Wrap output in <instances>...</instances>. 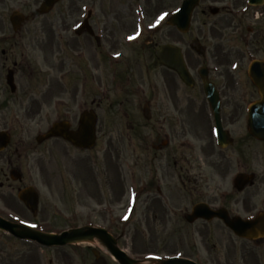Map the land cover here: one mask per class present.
Instances as JSON below:
<instances>
[{
	"label": "flooded vegetation",
	"instance_id": "af4514ba",
	"mask_svg": "<svg viewBox=\"0 0 264 264\" xmlns=\"http://www.w3.org/2000/svg\"><path fill=\"white\" fill-rule=\"evenodd\" d=\"M1 1L0 132H5L9 141L0 152V161L5 160L8 176L12 171H22L19 164H13V157L24 154L26 158L25 152L36 148L32 142L15 140L18 125L34 123L33 108L19 111V78L28 83L32 78V84L41 83L40 87H44L41 76L57 65L58 122H68L72 131L77 128L81 112L95 113L96 144L100 116L97 111L105 108L103 126L123 127L131 153H137V184L128 182L129 173L134 174L132 167L119 173L121 187L115 191L116 199L108 188H113L108 174L104 177L106 184L100 188L98 174L91 168L96 187L93 202L102 208L94 217L97 224L89 226L105 229L117 243L135 233L145 238L159 232L165 237L168 231L171 237H178L175 245L183 237L190 241L192 253L178 256L176 252H160L159 256L145 252L137 254L143 257L135 260L138 264H163L178 257L195 264H221L223 260L224 264H232L226 250L224 256L214 253L215 257H210V236L219 242L227 237L236 244L233 247L237 250H232L236 264H264V140L248 132V110L260 102V97L247 74L251 63L264 58V3L250 6L249 0H199L187 32L181 33L167 24L181 0H112L110 6L101 3L106 0H73L74 6L59 9L54 18L57 23H45L57 29L55 51L52 41L48 43L41 37L43 22H34L50 19V14L29 12V21L23 23L20 31L14 33L10 28L5 34ZM30 23L35 29L31 34L27 32L29 38L25 39L22 28ZM53 27L48 30L54 31ZM163 46L171 47L175 57L180 52L192 78L191 87L184 86L176 72L157 59L155 54ZM42 47H50V54H44ZM9 72L10 82L6 80ZM203 73L218 94V132L203 89ZM65 76H69L66 84L73 83L69 97H65L67 92L61 87ZM49 90L48 83L41 95ZM30 91L25 93L28 103L40 109L41 95ZM75 104L84 110L72 112ZM57 140L74 149L61 137ZM109 143L106 153L117 157L119 152ZM194 163H198L200 171L206 166L211 177L201 181L200 172L193 171ZM243 175L250 178L244 182L242 177L243 182L235 183ZM4 184L9 188L14 182L4 177ZM128 195L137 198L139 229L130 228L116 213L109 212L115 201L119 203L121 197ZM217 214L235 222H254L259 215L261 219L247 228L253 237L248 240L232 233ZM210 216L214 218L207 219ZM189 218L194 219L186 221ZM166 249L165 246L162 250ZM121 251L137 256L134 250ZM81 253L79 264H121L109 250L87 249ZM144 254L158 258L151 263ZM61 256L66 264L69 256L65 250Z\"/></svg>",
	"mask_w": 264,
	"mask_h": 264
},
{
	"label": "rangeland",
	"instance_id": "374dc122",
	"mask_svg": "<svg viewBox=\"0 0 264 264\" xmlns=\"http://www.w3.org/2000/svg\"><path fill=\"white\" fill-rule=\"evenodd\" d=\"M111 1L112 0H106L101 3L104 6H110L111 3L109 2ZM40 2L41 0H2L1 23L4 33L8 34L10 32L7 19L12 11L19 10L24 14L35 12ZM72 6H74L73 0H62V2H59L52 10L50 17H48L50 19L41 18L34 21L38 23L43 22L45 30H40V32L43 33L41 37L47 39L48 43L52 41L55 51L57 29L51 26V24L46 25L45 23H57V20H54V18L58 17L59 9ZM50 27H53L55 30L49 31L48 28ZM38 28H40V26H38ZM34 29L35 27L32 26L31 23L26 24L24 28H22V37L25 39L29 38L28 35L31 34ZM27 32L30 33L27 35ZM52 33L53 39H51ZM42 49L44 54H50V47H42ZM49 65H51V63ZM57 72V65H55L51 72L47 71L44 76H41L40 79H45L43 83L44 87H40L42 85L41 83L32 84L34 82L32 78H29L30 83L25 82V79L19 78L17 87L19 111L22 112V109L25 107L29 109L33 108L34 114L32 113V115L34 123L18 125L15 140H17L18 143L20 140L26 143L32 142L33 146L36 148L32 152H25V156L27 155L26 158L24 154L19 158L13 157V164H19L21 167L23 180L20 184H13L12 187L6 188L7 186L4 184V177L8 178L7 164L4 159L0 161V182H2L3 185V187L0 188V216L22 226L34 225L38 228L58 234L71 227H83L97 224L94 217L102 207H96V204L93 202L96 187L94 185L95 176L92 175L91 168L94 174H98L96 180L100 188H103L106 184L104 177L108 174V179H111L109 185L113 187L110 188L109 186L108 188L113 199H116L115 191L117 192L121 187L117 178L119 176L118 174L126 173L127 169L130 170L129 168L132 167L133 169H131V171L134 174L129 173L133 178L130 177V182L136 185L138 171L136 165L137 153L134 155L131 153L124 128L121 126H114V128L112 126H103L101 118H103L104 115L106 118L107 112L105 108H100V110L97 111V113L100 114L98 118V138L95 147L91 151L78 152L72 148H68L63 143L60 144L58 140H50L43 143L41 146L35 145L34 138L39 133H43L58 119L59 90L56 81L58 77ZM67 78H69V76H65L64 79H61V87H64L63 92H67L65 97H69L68 93L70 92V87L73 86V83L66 84ZM48 83L50 87L48 94L41 95V93L46 92ZM29 90H31V93H36L38 96L41 95L42 99L40 102H42V104L40 109L28 103L29 100L25 97V93H29ZM76 105L77 104H75L74 108H71L72 112H78L79 109ZM102 107H105V105L102 104ZM62 110L63 107L61 105L60 112H62ZM109 142L113 144L112 149L115 147L117 153L119 152L117 157L116 154H114L113 157H109L108 153H106V148L111 146ZM112 149L110 151H113ZM130 155H132V157H130ZM197 155H194L193 158H197ZM178 158L181 159L182 156H178ZM197 164L198 163H194L193 171L195 174L200 172L198 175L202 181L204 178H207V176H210V174L207 168H205L206 166L203 167V171L197 170ZM118 168H120V170ZM3 174H5V176H3ZM27 184L33 186L39 195L38 213L34 219L16 198L17 189ZM125 198L126 196L122 197L120 200L123 201ZM114 203L115 205L110 208L113 212L116 211L118 213L119 206L116 201ZM125 207L127 208L126 205ZM121 212L124 213L125 211L122 210ZM119 216H121V213ZM137 216L138 202H136L134 208H132L130 216L128 217V222L125 224L129 225L130 228L135 226L136 229H139ZM166 234L167 236L164 237L163 234L161 235L158 232L156 235L152 233L150 237L145 236V238H142L135 233L134 235L127 236L125 239L119 240L118 247L120 246L123 250H134L133 252L136 255H141V253L145 252L148 254L156 252L159 256H161L160 252L167 254L176 252V255H185L193 252L192 249L189 250L191 244L187 237H180L182 241H180L181 239L177 240V245H175L173 242L178 237H171L169 231ZM88 244L91 245V243ZM88 244L82 243L73 246L67 245L59 248L45 249L31 242L15 240L8 234L0 232V264H64L63 262L65 261L62 259L65 258L61 256V250H66L68 254L70 250H77L75 252L76 254L72 252L68 255L69 260H66V264H77L78 256L82 250L88 249V247H86ZM231 244L232 243L227 237L222 238L219 242L215 237L213 238L210 236L207 243L210 257H215V254L221 255V253L226 250L229 252V256L231 255L229 259L234 261L232 264H236L235 256H232V250H237L234 248L236 244ZM165 246L167 249L162 250ZM92 247H94L93 244ZM144 255L146 258L147 255ZM162 256V258L165 257L164 255ZM135 257L140 259L143 258L138 255ZM149 258L154 261L153 259L158 257H152L151 255ZM224 261L225 260L221 261V264H224ZM248 264L251 263L249 262Z\"/></svg>",
	"mask_w": 264,
	"mask_h": 264
},
{
	"label": "water",
	"instance_id": "95a60500",
	"mask_svg": "<svg viewBox=\"0 0 264 264\" xmlns=\"http://www.w3.org/2000/svg\"><path fill=\"white\" fill-rule=\"evenodd\" d=\"M58 0H44L41 8L40 13H47L52 6L57 2ZM196 0H185L182 9L178 12V15L174 17L170 23L177 22L178 29L182 32H184L188 27L189 17L191 14V11L193 7L195 6ZM24 20V17L16 12H14L10 16V22L14 29L19 26V24ZM169 48H163L162 52L158 55L161 62L169 67H173L174 70L177 71L180 79L187 85H190L189 77L184 71V67L182 65L180 57H178L177 62H174V64L171 62L170 57L162 59L160 55L162 54H169ZM168 52V53H167ZM208 91V89H207ZM209 92V91H208ZM264 99V98H263ZM254 127V128H253ZM251 128V131L253 135L259 138L264 139V125H254ZM67 126L64 124H54L53 127L43 136H39L37 138V141L40 143L43 140L52 138V137H59L60 136V130H61V137L65 139L66 141L70 142L72 145L79 147V148H89L93 145L94 141V118L88 117V120H82L80 124L79 131L76 133H67L65 132V129ZM4 145V144H3ZM26 206V208L30 209L33 214L36 212V206H37V197L35 193L32 191V189H26L19 193L18 197ZM227 225L235 232H237V228L234 227V224H231L230 222H227ZM236 226V225H235ZM0 229L7 231L15 238H18L19 240H30L38 243L39 245L45 246V247H52V246H63L67 243L75 242L79 239H91L92 237L96 236L99 239H102L105 241L106 245L110 250H116L113 246H111V239L109 235H107L105 232L100 230H94L90 229L88 231L83 230H74L71 233H62L61 235H47V234H41L38 232L20 229L18 226L14 224H10L8 222L3 221V219H0ZM115 256L123 257L122 253L114 251ZM125 264H132L130 261H124ZM179 262V261H177ZM182 264H190L186 261H180ZM176 263L175 260H170L166 264H174Z\"/></svg>",
	"mask_w": 264,
	"mask_h": 264
}]
</instances>
